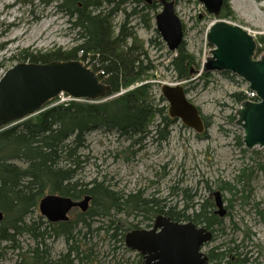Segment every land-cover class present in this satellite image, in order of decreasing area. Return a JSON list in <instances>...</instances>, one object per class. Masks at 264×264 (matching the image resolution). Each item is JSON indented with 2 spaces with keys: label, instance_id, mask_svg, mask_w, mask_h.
I'll list each match as a JSON object with an SVG mask.
<instances>
[{
  "label": "rangeland",
  "instance_id": "rangeland-1",
  "mask_svg": "<svg viewBox=\"0 0 264 264\" xmlns=\"http://www.w3.org/2000/svg\"><path fill=\"white\" fill-rule=\"evenodd\" d=\"M142 1L124 0L112 17L115 31L126 14L143 8L146 1ZM224 2L232 13L228 21L247 29L256 41L255 56L264 55V44L259 39L264 37V0ZM57 3L55 0H0V78L14 64L23 61L18 60L21 55L68 52L80 44L70 16L58 8ZM103 3L105 11L115 4ZM174 10L182 23L184 47L198 65L197 68L193 66L195 70L189 79L182 80L187 86L186 96L199 108L202 117L208 118L209 125L202 133H197L175 119L167 128V137L159 139L155 130H159L156 125L161 119L156 116L148 128L149 133L135 144L113 131L90 132L86 147L80 151L85 160L80 163L78 178L83 184L94 178L101 180L120 195L137 193L152 209L157 206L168 210L175 206L181 210L191 202L197 210L198 203L205 201L214 190H220L231 213L222 218L218 228L215 227L220 230H216L212 245L220 246L217 253H227L228 248L236 247L233 252L228 251L221 264H227V260L228 264H264V168H260L264 163V147L249 150L243 146L242 128L235 124L240 104H235L230 97V93L244 91L248 83L237 75L231 78L219 71L210 72V77L201 79L205 72H201L204 58L213 48L206 40V33L214 16L199 0H175ZM159 11L160 6L148 13L153 17ZM138 15L129 16L127 26L141 41L150 65L154 66L149 77L140 83H151L153 95L159 100L161 84L177 82L168 64L175 53L168 50L160 34L154 31V17L151 26L146 28ZM89 60L93 67L98 66ZM85 61L88 60L82 62ZM159 106L166 108V101ZM35 214H39V210L36 209ZM114 218L120 220L121 217ZM106 220L102 218L100 223L106 224ZM129 221L132 223V217ZM199 224L204 225V222ZM84 231L81 228L80 235ZM47 237L45 249L51 248L48 255L56 258L64 252L65 242L53 233ZM78 241L81 245L86 243L85 250L91 248L92 252L87 250V254L92 255L83 264H130L134 261L135 253L123 242L109 239L104 231L90 236L89 240L79 237ZM13 244L16 249L0 243V264H15L19 258L23 259V264H32V259L25 254L35 244L31 235H18Z\"/></svg>",
  "mask_w": 264,
  "mask_h": 264
},
{
  "label": "trees",
  "instance_id": "trees-1",
  "mask_svg": "<svg viewBox=\"0 0 264 264\" xmlns=\"http://www.w3.org/2000/svg\"><path fill=\"white\" fill-rule=\"evenodd\" d=\"M55 1L58 2L57 7L65 10L70 16L71 25L77 29L80 44L68 52L51 51L41 55L30 53L21 55L18 60L29 63H49L73 58L88 60L85 64L97 73L106 87L108 86L106 97L118 92L121 94L107 100L98 98L97 102L75 100L54 106L49 105L53 101L51 99L32 116L14 121L0 131V212L3 213L0 222V243H7L12 249H16L13 243L18 235L31 234L33 223L29 218L34 216L39 199L47 193L67 195L70 193L71 185L80 193L91 192L97 199L95 203L97 212H102L103 218L110 215L112 204L123 210V205L131 206L143 201L139 194L124 198L96 178L88 184L80 181L78 178L80 163L85 160L84 156L80 155V151L86 147V139L90 132L113 131L119 137L132 140L135 144L149 133L148 128L156 116L161 119L156 125L159 130L154 129L159 139L167 137V128L175 122V119L169 118L167 108L159 106L165 99L160 96L159 100H156L151 83H141L134 88H128L148 78L154 66L150 65L141 41L136 39V34L130 26H127V18L140 14L145 27H150V21L156 14L151 17L148 11H154L159 7V1L152 3L146 1L142 9H133L131 13L125 15L117 31L112 24V17L120 10L124 0ZM105 1L115 3L114 7L111 10H102ZM219 18H232L226 2L222 5ZM154 31L156 32L155 29ZM259 39L264 44V37L260 36ZM74 53L75 57H73ZM174 53L168 64L176 75L175 79L177 81L189 79L192 70H195L193 66L198 67L194 56L186 51L184 42ZM77 54L81 55L77 57ZM89 59L98 66L93 67ZM219 73L235 78L227 71ZM210 75V72L205 71L201 79ZM186 87L185 92H187ZM230 97L235 104H240L246 99L242 91L230 93ZM203 121L206 129L209 120L203 117ZM239 143L242 144L241 138ZM260 168H264V163ZM240 176L241 173L238 174V179ZM91 184L92 187H88ZM230 188L229 186L228 190ZM143 202L146 203L145 199ZM107 227L109 226H106L105 233L110 230ZM84 230L85 237L90 231ZM71 232L72 230L58 233H64L70 252L67 255L76 254L80 259H88L92 254H87V250L92 253L91 248L85 250L86 243L80 247L75 245L76 240L70 242L73 236ZM80 233L81 230L77 234ZM40 235L42 233L38 232L34 238L37 239ZM229 250L231 249L228 248ZM25 254L34 263L39 259L49 258V255L37 245L28 248ZM22 260V258L17 259L15 264H23Z\"/></svg>",
  "mask_w": 264,
  "mask_h": 264
},
{
  "label": "water",
  "instance_id": "water-1",
  "mask_svg": "<svg viewBox=\"0 0 264 264\" xmlns=\"http://www.w3.org/2000/svg\"><path fill=\"white\" fill-rule=\"evenodd\" d=\"M224 0H199L208 13L213 14L214 21L208 26L206 40L213 48L205 58L203 69L207 72L227 71L237 75L248 83V89L257 95L258 101L244 100L236 110L235 124L242 128V143L247 149L264 147V55L254 59L256 41L246 29L232 24L225 18L220 19ZM160 11L154 16L155 30L160 34L168 50L176 51L182 44L184 31L182 23L175 14V0H159ZM106 87L98 78L96 72L81 61L63 60L49 63H34L21 61L14 64L0 78V131L14 121L32 116L42 109L43 105L57 94L66 92L72 97L97 100H107L118 94L107 96ZM160 96L167 103L168 116L178 119L197 133L205 130L203 117L199 108L191 103L185 92V87L179 82L162 83ZM217 205V213L223 216L225 209L221 199V192L213 191ZM56 202L55 211L59 212L60 205L66 200L47 195L40 201V210L48 206L49 202ZM85 207V206H83ZM65 208L59 217L64 218ZM58 217V219H59ZM3 213L0 212V221ZM164 223L156 232L154 229L146 234L134 237L126 236V242L132 249L142 250L141 242L152 244L160 249L161 260L154 264H203L205 258L191 255V248L198 241L205 240L208 235L203 229L195 230L192 235H185L184 225H170ZM152 246V247H153ZM179 249L185 255L175 258Z\"/></svg>",
  "mask_w": 264,
  "mask_h": 264
},
{
  "label": "flooded vegetation",
  "instance_id": "flooded-vegetation-1",
  "mask_svg": "<svg viewBox=\"0 0 264 264\" xmlns=\"http://www.w3.org/2000/svg\"><path fill=\"white\" fill-rule=\"evenodd\" d=\"M145 1L151 3L150 0ZM90 186L92 187V184L88 185V187ZM69 189L70 193L67 195L60 193H47L42 196L36 206V209L39 210V214L34 213V217H31L29 219V221L33 223L30 235L35 243L34 246H40V248L43 249L46 254H50L49 252L51 249H45V246H47L45 239L48 240L47 236H49L50 233H53L56 237L61 236L63 238V242H65L66 248L61 254L67 255L68 253H70L68 252V243L67 241H65L64 233L58 234L60 231L72 230L71 236H73L69 241L74 242L76 240L75 245L81 247V242L78 241L79 237H83L85 238V240H89L90 236L92 237L94 234H97L99 232H105L106 226H109L107 228L110 230L109 232H106L108 238L111 240H119L123 242L124 246L127 249L135 253L133 259L134 261L130 264H154L161 260L160 254L162 251L160 249L155 248L152 244L146 245L144 248L143 241L141 242L142 250L132 249L127 245L125 238L127 235L130 236V234H133L134 237H137L140 234H146L147 232H151L154 229L157 232L163 227L162 225L164 223H170V225L176 226H186L183 230L186 232L185 235L188 236L190 234L192 235L195 230L203 229V234H207L208 237L205 240H203L202 238V240L198 241L197 244H194L190 251L193 257H199L200 259L205 258V262L203 264H221L223 257H226L225 255L228 253V250L227 253L225 251L222 253H217L220 246L212 245V240L216 238V230H220L216 229L215 227L218 228V225H221L222 218L227 215L229 216L231 213L230 206L226 204L222 195V191L220 190L218 191L221 192V199L225 209V214L223 216H220L219 213H217V205L213 192L212 195L206 198L205 201H203L202 203H198L199 207L197 210L194 209L195 205H193V203L191 202H188L187 205H185V207L181 210H177L175 206L169 208L168 210H164L162 209V207L157 206L152 209L150 205L149 208L146 200V203L143 202L145 198H141V200H143L142 202L134 203V205L131 206L123 205V210H119L117 206L112 204L110 215L104 216V218H107V223L105 224L104 221L100 223V220L103 218V216H101L102 212H97V208L95 206L97 199L92 195L91 192L80 193L72 185L69 186ZM112 191L114 192L113 189ZM117 194L120 195L119 193ZM133 194H123L122 196L124 198H127ZM47 195H52L57 198L60 197L66 200V202L59 204V212L54 210V208L57 206V203L53 201L49 202L48 206H43V209L40 210V201ZM67 207L68 210L64 213V218H60V213L63 212ZM115 216L121 217L120 220H115ZM131 217L132 223L129 221ZM202 218L203 220H201ZM205 219L206 222H204ZM198 220L199 222H204V225H200ZM81 228L89 230L90 233H88L85 237L83 236V234H77L81 230ZM38 232L42 233L43 237H41L42 235H40V237L36 239L34 238V236L38 234ZM235 248L236 247H233L232 249L230 248V251L233 252ZM182 251L183 250L179 249L178 255L175 258L187 256ZM60 255L56 258H52L49 255V258L43 260L39 259V261L35 263L33 262L32 264H83L84 262L88 261V259H80L76 254H71V256ZM191 255H188L187 257L193 258ZM231 258H234V256ZM228 263L229 260H227V264Z\"/></svg>",
  "mask_w": 264,
  "mask_h": 264
},
{
  "label": "built area",
  "instance_id": "built-area-1",
  "mask_svg": "<svg viewBox=\"0 0 264 264\" xmlns=\"http://www.w3.org/2000/svg\"><path fill=\"white\" fill-rule=\"evenodd\" d=\"M243 93H245L247 98L250 100H254L256 98V94L254 92L248 90L247 88H245ZM75 100H79V99L73 98L66 93H60L59 95L56 96V99H55L54 103L52 104V106H54L56 104H65V103L75 101Z\"/></svg>",
  "mask_w": 264,
  "mask_h": 264
},
{
  "label": "bare ground",
  "instance_id": "bare-ground-1",
  "mask_svg": "<svg viewBox=\"0 0 264 264\" xmlns=\"http://www.w3.org/2000/svg\"><path fill=\"white\" fill-rule=\"evenodd\" d=\"M77 60V59H76ZM79 61H81V60H79ZM82 62V61H81ZM83 63V62H82Z\"/></svg>",
  "mask_w": 264,
  "mask_h": 264
}]
</instances>
